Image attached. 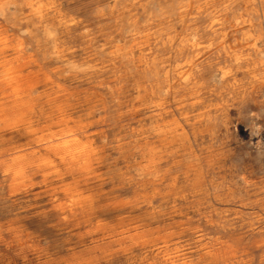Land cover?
Instances as JSON below:
<instances>
[{
    "label": "rangeland",
    "instance_id": "rangeland-1",
    "mask_svg": "<svg viewBox=\"0 0 264 264\" xmlns=\"http://www.w3.org/2000/svg\"><path fill=\"white\" fill-rule=\"evenodd\" d=\"M56 1V22L62 24L31 21L15 8L0 13V24L22 51L21 61L26 64L27 73L32 71L40 80L39 87L32 92L37 109L46 116L59 104L69 106L81 142L90 144L92 150L68 154L58 165V172L44 168L38 156L29 155L25 170L28 177L16 176L11 169L10 149L21 142L36 146L44 141L38 140L42 131L29 134L24 127L13 125L17 111L13 103H7L10 118H0L7 120L5 125L0 122V264H264V141L258 145L240 137V143L233 146L221 165L208 169L205 181L198 186L185 175L187 158L180 161L169 149L157 157L154 170L160 174V181L150 177L145 166L154 140L150 128L155 121L136 112V82L148 75L137 64L157 47L154 36L147 39L146 33L181 29L174 8L179 0ZM254 4L253 8L262 9L264 2L255 0ZM225 5L221 0L219 7ZM192 17L188 22L191 29L204 33L207 15L197 12ZM250 17L257 30H264L262 15ZM49 30L56 33L55 40L49 38ZM118 45L131 52L113 60L110 52ZM55 48L61 50L60 58L56 57ZM210 74L207 77L212 82ZM262 96L258 103L250 102L245 108L244 129L257 122L250 116L253 113L264 130V93ZM53 121L43 118L37 128L40 130ZM222 128L219 127L217 144L223 138L233 137ZM211 142L208 137L199 138L196 146Z\"/></svg>",
    "mask_w": 264,
    "mask_h": 264
},
{
    "label": "bare ground",
    "instance_id": "bare-ground-1",
    "mask_svg": "<svg viewBox=\"0 0 264 264\" xmlns=\"http://www.w3.org/2000/svg\"><path fill=\"white\" fill-rule=\"evenodd\" d=\"M148 1H150V0H148ZM220 1L221 0H179L178 3H176L177 5L175 7L174 6L173 7L175 8V10H177L178 16L181 20V23H182L181 29L180 30L172 29L169 31H167V30L165 31V29H164V30H160V31H153L151 33L149 32V33H146L144 35L145 38H147V39L154 36V38L157 40V47L155 49L149 51L148 53H146L147 55H152V58H147L145 56L146 55L145 54L138 61V64H137L138 68H141L148 75L146 77L140 78L136 82V87H135L136 95H134L133 102H134V104L137 105L136 112L145 114L146 116H148V118L153 119L155 121V124L150 128V132H151V135H152L154 140L151 141L152 147H151V149L149 148L150 156L147 159L148 163L145 165L146 169L149 170V174L152 175L150 177H153L155 181L161 180V177L159 176L160 174H158V172H156L154 170V168H155L156 163H157V157L160 156V154L163 150L169 149L171 151V154L175 155L178 159H180V161L182 158H185V157L187 158V170H186L185 175L187 176V178L192 179L194 184L198 186V185H201V183H203L205 181L206 173L208 172V169L211 167H214L217 164H219L220 162H222L224 160V158L226 157L227 153L232 150L233 146H236L238 143H240V141H241L240 137L241 138L247 137L250 139V141L255 142L258 145L264 141L263 126L259 123V120L255 114L252 113V114H250V116H251L252 120L257 121V122H255V123L253 122V124L248 129H244L245 123L243 121L244 120L243 119L244 110H246L245 108L247 107V105L250 102L258 103L259 99L260 98L262 99V97H263L262 94L264 93V30H260V29L257 30L255 28V23L252 20V17H250V15L256 14V15H262V17L264 19V5L262 6V9H259V8L256 9V8H253V4L255 3V0H228V2H227V0H223L224 4L226 3V5L223 6V8L222 7L220 8L219 7ZM171 2H173V0ZM261 2H264V0H261ZM170 4H172V3H170ZM239 6H241V10L239 8V10L235 12L236 7H239ZM12 8H15L16 10L19 9V11L23 15V18H27L31 21L36 20V21H39L38 23L48 22V25L49 24L56 25L57 23L62 24L61 21L56 22L57 13H58L56 0H0V13L5 14V12H7V11L9 12V10H11ZM169 9H170V7H169ZM26 10H27V12H26ZM197 12L199 14L205 13L207 15V18H208V24H207V26H205L206 29H205L204 33H200L196 29H191L190 24L188 23L189 20H191L193 18L192 17L193 14H196ZM10 13H12V11ZM140 13H142V12H140ZM63 14H64V12H63ZM130 14H132V13H130ZM18 15H19V13H18ZM68 15H70V14H68ZM96 16H98L97 13H96ZM109 16H108V18H109ZM120 17H121V15H120ZM203 17H205V16H203ZM9 19L11 20V18H9ZM130 21H131V18H130ZM10 22H12V20ZM177 23L179 24V21ZM10 24L11 23H9V25ZM12 24H14V22ZM260 24H261V21H260ZM11 26H13V25H11ZM139 26H141V24ZM126 27H128V26H126ZM137 27H138V24H137ZM37 30H38V28H37ZM52 30H49V33H48L49 38L51 40H55V37H56L55 34L56 33H54ZM38 31H40V30H38ZM56 31H58V30H56ZM115 31H118V30H115ZM204 35H207V37H205ZM108 36H109V34H108ZM125 37L128 38L127 36H125ZM135 38H136V36H135ZM12 40H13V38H12ZM103 40H104V38H103ZM82 41H84V40H82ZM109 41H111V40H109ZM85 43H87V42H85ZM97 43H99V42H97ZM94 44H96V43H94ZM154 44H156V43H154ZM84 45H86V44H84ZM55 46H56V44H55ZM91 46H92V44H91ZM102 49H103V46H102ZM108 49H110V46ZM130 49H132V48H130ZM139 50H140V48H139ZM144 50H145V48L141 47V51H144ZM20 51H21L20 48L16 47L13 44V42L11 41V38L9 37L7 30L0 24V118L5 119L8 116L7 107H9L10 105L7 107H6V105L8 102H9V104L13 103V105L17 111V113H16L17 116L15 119H13V123H14L13 125L16 124V125H20L22 128L24 127V129H26L29 132V134H35V133H38L39 131H42L41 133H43V134L40 135L38 140H39V142L44 141V143H39L36 146H33L30 143L26 144V145H21L22 142L20 143V145L13 146L10 149V153H9V155L11 156L10 159L12 160L11 169L16 176L22 177L25 174L26 162L28 161L29 155H33V156L35 155V156L39 157V161H41V165L44 168L54 169L55 172H58V170H57V168H59L58 165L61 162H64L66 160L68 154L73 153L75 151L80 152V153H82V152L86 153V152L91 151L92 148H91L90 144H84L81 142L80 131L76 127L77 125H74L75 119L72 116V111H71V108L69 106L64 105V104H59V106H57L55 111L54 110L51 111V113H48L46 116H44V113L42 110H41L42 112H40V109H37L38 104L35 101L36 97L34 100V98L32 97V92L39 87L40 80L35 75L31 74L32 71H31V73H27L26 64H24L21 61L22 55H21ZM129 51H130L129 49L118 45L110 52V55H111L110 58L112 57L111 59H113V60L117 59V58L119 59L120 56H125L127 53H129ZM38 52H40V51H38ZM144 53H145V51H144ZM55 54L57 55L56 56L57 58H60L61 57V50L59 52V50H57V48H55ZM97 54H99V53H97ZM127 56H128V54H127ZM65 57H67V56H65ZM136 57H137V55H136ZM46 60H48V59H46ZM125 60H127V59H125ZM137 60H138V58H137ZM63 63H64V61H63ZM114 64H115V62H114ZM33 66H34V64H33ZM59 66H61V65H59ZM82 66H83V64H82ZM91 69H93V68L91 67ZM41 70H43V69H41ZM58 71H60V70H58ZM79 71H81V70H79ZM97 72H98V70H97ZM209 74H210V76H212V82H210L211 77L210 78L207 77ZM36 75H37V73H36ZM57 75H58V73H57ZM93 75H95V73ZM41 76H43V74ZM62 76H63V74H62ZM106 83H104V84H106ZM53 86H52V88H53ZM101 87H102V85H101ZM45 92H47V90ZM40 95L42 96V94H40ZM44 95H45V93H44ZM46 96L47 95H45V97ZM69 96H70V94H69ZM128 96H131V94ZM46 101H48V100H46ZM51 101H53V100H51ZM122 103H125V102H122ZM42 105H43V103L41 104V106ZM133 111H135V110H133ZM247 111H249V110H247ZM12 112H14V111H12ZM13 115H15V113ZM126 115H127V113H126ZM235 115H236V117H235ZM260 116H261V114H260ZM12 117H15V116H12ZM141 117H143V116H141ZM43 118H45V119L53 118V120L55 119V121H53L51 124L45 125L44 127H42V129L39 130L37 128V126L40 124V122L42 121ZM219 118H220V120H219ZM121 119H123V118H121ZM8 120H10V119H8ZM126 120L127 119H125V121ZM6 121L5 120H4V122L2 121L4 123V125H5ZM8 124H9V122H8ZM219 127L220 128L223 127L222 129H224L227 134L230 132L233 136L232 139L226 137V138H223L222 141L217 144L216 142H218V141H216V140L220 135L218 133ZM84 128H86V127H84ZM120 129H122V127ZM7 131H10V130L7 129ZM94 135H96V134H94ZM98 135H99V133H98ZM207 137L210 138L212 141L210 144H208L206 146H201V147L196 146V143H197L199 138L201 140V139H205ZM4 138H6V137H4ZM7 140H9V139H7ZM27 141H29V140H27ZM141 142H140V144H141ZM1 143H2V140H1ZM148 145H149V143H148ZM134 146H135V144H134ZM149 146H151V145H149ZM3 148H5V147H3ZM123 148H125V147H123ZM138 150H139V148H138ZM93 151H94V149H93ZM140 156H141V154H140ZM159 160H162V159H159ZM227 160H228V158H227ZM177 163H178V161H177ZM32 165H33V163H32ZM219 165H221V164H219ZM67 166H69V165H67ZM176 167H179V166H176ZM37 169H38V167H37ZM67 171H69V170H67ZM47 173H49V172H47ZM50 173H53V172H50ZM50 173H49V175H53ZM142 173H143V171H142ZM246 174H248V173H246ZM26 176L28 177V175H26ZM145 176H147V175H145ZM225 176H226V174H225ZM65 177H63V178H65ZM261 177H263V176H261ZM147 181H149V180H147ZM218 181H220V180H218ZM247 181H250V180H247ZM176 182H178V180ZM209 183H212V182H209ZM189 185H190V183H189ZM259 189H260V187H259ZM179 190H181V189H179ZM80 193H82V192H80ZM207 193H208V191H207ZM170 194L171 193H169V195ZM231 194H233V193H231ZM80 197L82 198L81 195H80ZM182 197L184 199V196H182ZM218 201H219V199H218ZM246 207H248V206H246ZM208 208H210V207H208ZM214 208H211V209H214ZM198 209L200 210L201 208H198ZM216 209H217V207H216ZM201 210L203 211V209H201ZM178 212H179V210H178ZM204 213H206V212H204ZM202 214H203V212H202ZM207 215H208V213H207Z\"/></svg>",
    "mask_w": 264,
    "mask_h": 264
}]
</instances>
